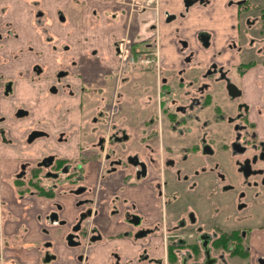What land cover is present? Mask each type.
I'll list each match as a JSON object with an SVG mask.
<instances>
[{
	"label": "flooded vegetation",
	"instance_id": "flooded-vegetation-1",
	"mask_svg": "<svg viewBox=\"0 0 264 264\" xmlns=\"http://www.w3.org/2000/svg\"><path fill=\"white\" fill-rule=\"evenodd\" d=\"M72 3L114 35L89 78L57 0H0V264H264V0L176 1L170 63L161 0Z\"/></svg>",
	"mask_w": 264,
	"mask_h": 264
},
{
	"label": "crops",
	"instance_id": "crops-1",
	"mask_svg": "<svg viewBox=\"0 0 264 264\" xmlns=\"http://www.w3.org/2000/svg\"><path fill=\"white\" fill-rule=\"evenodd\" d=\"M176 1L178 0H161V11L160 16H158L159 25L162 26L163 31L164 29L166 30L165 37L162 39L160 44L162 46V50L159 57L162 59V61L167 63L172 62V56L174 54V50H176L172 42L173 36L171 32V30L174 29V25H165L163 19H165L167 12L169 13L177 11L174 7ZM72 2L73 0H57L59 7L64 8V11L67 12L71 20L70 23L64 26L56 25L54 24L53 17H51L52 25L48 24V28L52 32V35L56 34L55 28L57 29L59 45L69 44L70 46H73V56L77 62H80V69L82 73L89 78L96 76L97 71H99L101 68H107L111 64V61L114 60V35L108 33L104 38L96 39L95 36L98 33H96V28L93 26V24L96 26L98 24L91 23L92 20L90 11H88L87 8H83L81 6H74ZM43 7L45 10H47L45 5ZM34 11L35 9L33 8V10H26L20 14L23 15L27 13L30 18V13ZM47 11L50 12L49 10ZM17 26L18 30L21 32L22 38H24L26 43L31 44L35 50L43 51L47 61L52 60V57L49 54L50 50H48L49 45L44 42V37H42L41 33L35 26L28 25V28H23L24 26H21V24H18ZM147 27V24L142 25L137 33L139 34L144 32L147 34ZM36 61H38V59L34 55L32 57H27L22 62H19L20 64L18 65L17 70H29L31 66L36 63ZM23 91L26 92L25 89H23ZM27 92L29 93L28 96H30V92L34 94L35 90L29 88ZM50 110L51 108L48 106H41L40 111H38L39 116L48 117ZM79 117V111H74L71 115V119H73L72 122L76 123V120H78ZM103 262L104 257L99 252L93 264H103Z\"/></svg>",
	"mask_w": 264,
	"mask_h": 264
},
{
	"label": "rangeland",
	"instance_id": "rangeland-1",
	"mask_svg": "<svg viewBox=\"0 0 264 264\" xmlns=\"http://www.w3.org/2000/svg\"><path fill=\"white\" fill-rule=\"evenodd\" d=\"M194 11H191L190 12V16L189 17H191L190 19H191V21H192V18L194 17L193 15H194ZM194 19V18H193ZM178 20H183L182 18H179ZM194 21H195V19H194ZM194 23H196V21L194 22ZM192 26H195V25H192ZM186 32H189L190 33V31H192L193 30V28H191V27H186ZM190 37H191V35H190Z\"/></svg>",
	"mask_w": 264,
	"mask_h": 264
},
{
	"label": "bare ground",
	"instance_id": "bare-ground-1",
	"mask_svg": "<svg viewBox=\"0 0 264 264\" xmlns=\"http://www.w3.org/2000/svg\"><path fill=\"white\" fill-rule=\"evenodd\" d=\"M215 6V5H214ZM215 13V12H214Z\"/></svg>",
	"mask_w": 264,
	"mask_h": 264
}]
</instances>
